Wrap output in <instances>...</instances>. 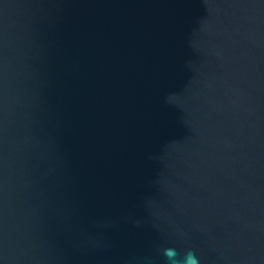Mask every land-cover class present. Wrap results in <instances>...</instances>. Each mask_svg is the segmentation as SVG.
I'll return each mask as SVG.
<instances>
[{
	"label": "water",
	"instance_id": "water-1",
	"mask_svg": "<svg viewBox=\"0 0 264 264\" xmlns=\"http://www.w3.org/2000/svg\"><path fill=\"white\" fill-rule=\"evenodd\" d=\"M264 264V0H0V264Z\"/></svg>",
	"mask_w": 264,
	"mask_h": 264
},
{
	"label": "clouds",
	"instance_id": "clouds-1",
	"mask_svg": "<svg viewBox=\"0 0 264 264\" xmlns=\"http://www.w3.org/2000/svg\"><path fill=\"white\" fill-rule=\"evenodd\" d=\"M162 254L166 257L168 264H199L198 258L191 251L186 252L180 258H178V253L174 248L163 249Z\"/></svg>",
	"mask_w": 264,
	"mask_h": 264
}]
</instances>
